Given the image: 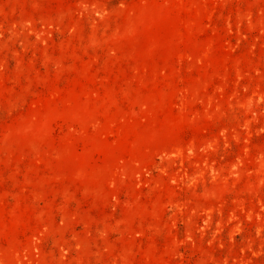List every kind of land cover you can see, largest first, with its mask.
Here are the masks:
<instances>
[{
	"label": "rangeland",
	"instance_id": "374dc122",
	"mask_svg": "<svg viewBox=\"0 0 264 264\" xmlns=\"http://www.w3.org/2000/svg\"><path fill=\"white\" fill-rule=\"evenodd\" d=\"M0 264H264V0H0Z\"/></svg>",
	"mask_w": 264,
	"mask_h": 264
}]
</instances>
